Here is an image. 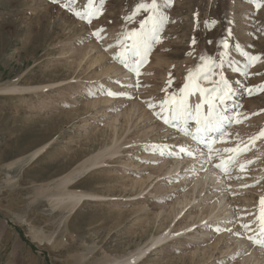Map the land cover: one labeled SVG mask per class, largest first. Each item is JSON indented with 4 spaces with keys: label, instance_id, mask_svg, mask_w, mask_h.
Returning a JSON list of instances; mask_svg holds the SVG:
<instances>
[{
    "label": "rangeland",
    "instance_id": "374dc122",
    "mask_svg": "<svg viewBox=\"0 0 264 264\" xmlns=\"http://www.w3.org/2000/svg\"><path fill=\"white\" fill-rule=\"evenodd\" d=\"M197 75L232 105L208 156L178 136L197 131L177 104ZM251 125L264 129V0H0V264H264V153L237 144Z\"/></svg>",
    "mask_w": 264,
    "mask_h": 264
},
{
    "label": "bare ground",
    "instance_id": "6f19581e",
    "mask_svg": "<svg viewBox=\"0 0 264 264\" xmlns=\"http://www.w3.org/2000/svg\"><path fill=\"white\" fill-rule=\"evenodd\" d=\"M81 29V28H80ZM151 29H153V28H151ZM218 30V29H217ZM214 33V32H213ZM219 33V32H218ZM133 34V33H132ZM136 39H139V37H141V38H144V36L143 35H141L140 33H137L136 34ZM208 38H209V36H208ZM141 40V39H140ZM139 41V40H138ZM142 41V40H141ZM147 42V41H146ZM141 44H143V43H141ZM197 46V43H195L194 44V46ZM200 45V44H199ZM107 46V45H106ZM210 46L212 47L213 46V44H210ZM224 47H223V49L225 50L226 49V51L227 50H229V48L227 47L228 45L225 43L224 45H223ZM129 47H130V45H128L127 47H126V49H125V51H123L122 53H123V57H124V55L126 56V55H128V58H130L131 56H129L130 54V52L128 51V49H129ZM202 49H203V53H202V57L203 56H207V55H211V54H209V50L207 49V46H202ZM139 50L141 51V53H139L140 55H141V57L142 56H144L143 54L146 52V50H147V48H146V45L145 44H143V45H140V48H139ZM216 50V49H215ZM230 51V50H229ZM251 50H249V54H248V59L249 60H251L252 58H253V56H252V54H251ZM211 53V52H210ZM215 53V52H214ZM225 53V52H224ZM85 55V54H84ZM103 55H105V54H103ZM103 55H100V56H103ZM212 55H214V54H212ZM158 56V55H157ZM85 57V56H84ZM162 58H163V56H161ZM160 57V58H161ZM208 57V56H207ZM254 57H255V55H254ZM126 58V57H125ZM210 58V57H209ZM168 59V58H167ZM245 59V58H244ZM130 60H131V58H130ZM158 60V59H157ZM192 60V59H191ZM254 60H255V58H254ZM162 60H160L159 59V65L158 66H160L161 64H162V66H163V63H160ZM163 61H164V58H163ZM162 61V62H163ZM234 63L233 64H235V71H239V72H241V71H243L242 69L243 68H245L246 67V65H247V61L245 60V61H243V62H241V64L238 62V60H237V58L236 57H234ZM95 62V61H94ZM253 62V61H252ZM253 63H255V62H253ZM135 65H137V64H135ZM156 65V64H155ZM156 65V66H157ZM248 66V65H247ZM134 67V66H133ZM207 67V66H206ZM254 67V66H253ZM255 68V67H254ZM114 69V67L112 68V69H110L109 68V70H113ZM116 69H118L117 67H116ZM159 69V68H158ZM161 69H162V67H161ZM193 69V68H192ZM258 69V68H257ZM119 70V69H118ZM199 70V69H198ZM256 70V69H255ZM114 71H116V70H114ZM159 71V70H158ZM200 71V70H199ZM202 71H205V70H202ZM123 72V71H122ZM201 72V71H200ZM244 72V71H243ZM193 73V72H192ZM253 73H256V72H253ZM200 74V73H199ZM198 74V75H199ZM198 75L195 77V76H193V78H187L186 80L188 81H186L187 82V86L185 87V89H184V91H183V94H182V99H180V102H177V104H179L180 103V111H179V113H180V118L182 119V121H185L184 119V117L186 116H183L184 115V112H182L183 110H185L186 108H185V105H184V103L185 102H183V101H185V99L186 98H188V101H189V103H191V105H193L194 106V120H195V123H196V125H195V127L194 128H197V131L195 132V133H193L192 135H187L185 132H184V130L183 131H180V132H178V136H180V135H182V139H184V141H181L180 142V145H181V143L183 144L182 146L184 147V149H186V150H194V149H192L191 147L193 146V147H195L196 148V146H198V148L199 147H201L200 149H197V150H201V151H203L204 149V151L205 152H203L204 153V155L206 154V156H208V153L209 152H211V151H209V147H211L210 145H211V143H212V141L214 140V142L216 141L215 140V137H216V135L222 130V129H224V126H225V123L227 122V120L229 119V114H228V108H226V107H232V105L231 104H229V105H225V103H224V99L223 100H218V98H215L213 95V93H210L209 92V87L207 86L208 85V83L205 81V82H201V81H199V79H198ZM125 80V79H124ZM129 80V79H128ZM193 84V89H190L189 87L191 86ZM7 90H9V91H14L15 90V88L13 87V88H10V89H7ZM165 95V94H164ZM163 95V96H164ZM103 100V99H102ZM174 100V99H173ZM107 101V100H106ZM108 101H111L110 99L108 100ZM187 101V100H186ZM209 101H211V102H209ZM250 101V100H249ZM252 101V100H251ZM250 101V102H251ZM248 102V101H247ZM255 101H253V103H254ZM186 104V103H185ZM190 105V104H189ZM231 105V106H230ZM252 104H250V106H251ZM256 105V104H255ZM187 106V105H186ZM259 106V105H258ZM261 107H263V105L261 106ZM251 108L252 109H256V108H253V106H251ZM258 109V108H257ZM131 111V110H130ZM255 111V110H254ZM146 112V111H145ZM145 112H144V116H146L147 114H145ZM257 112V111H256ZM130 114V113H129ZM226 114V115H225ZM250 114V113H249ZM251 114H253V113H251ZM255 114V113H254ZM257 114V113H256ZM142 115V116H143ZM131 116V115H130ZM179 116V115H178ZM248 116V115H247ZM187 117V116H186ZM254 117V116H253ZM184 118V119H183ZM251 118V117H250ZM248 119H249V117H248ZM262 119V118H261ZM259 121V120H258ZM257 121V122H258ZM210 123V124H209ZM254 123H256V122H254ZM260 123H261V121H260ZM205 125V126H204ZM259 125H262V124H259ZM249 127V126H248ZM259 127H261V126H258V128ZM207 128H210V130H206ZM251 129H249L250 131L249 132H246L247 134H248V136L246 137V133H244L242 136H238V138L239 139H241V141H238V149L240 148V151H238V153H240V154H244V153H246L247 151H252L251 153V155L249 156V157H252V156H259V154L260 153H264V143H262V142H260V141H258V137L259 136H263L264 135V129L261 131V132H259V134H255L254 133V135H251V133L253 132V130H255L257 127H256V125L255 126H252L251 125V127H250ZM191 130H193V129H191ZM242 130H244V129H242ZM246 130V129H245ZM258 130V129H257ZM193 132V131H192ZM241 132H243V131H241ZM239 133V132H238ZM250 134V135H249ZM165 135V134H164ZM176 136V135H175ZM196 136H197V138H196ZM164 137V136H163ZM192 137V138H191ZM168 138V137H167ZM196 138V139H195ZM238 138H236V139H238ZM205 139H210V140H206L207 142H204L205 141ZM238 139V140H239ZM178 140H179V138H178ZM187 141L189 142V143H195V144H189V143H187ZM192 141V142H191ZM237 142V141H236ZM162 143V142H161ZM177 143H179L178 141H177ZM215 144H216V142H215ZM179 146V145H178ZM237 146V145H236ZM180 147V146H179ZM236 149V148H235ZM171 150V149H170ZM180 151V150H179ZM237 152V151H236ZM203 153H201V154H203ZM238 153H236L237 155H238ZM231 154V153H230ZM224 156V155H223ZM245 156V155H244ZM229 157H230V155H229ZM235 157H239V156H235ZM235 157H234V159H235ZM243 157V156H242ZM241 157V158H242ZM248 157V158H249ZM240 158V160H239V162L240 161H242V163L244 162V160L247 158H245V157H243L242 159ZM195 159H193L192 158V160H188L189 162L186 164V166H189V165H191L192 163H193V161H194ZM247 160V159H246ZM252 160H254V158H252ZM176 161V160H175ZM212 161V160H211ZM226 162H228V161H226ZM100 163H102L101 161H99V160H95V163H93V164H91V165H89V167H87V169H91V167L93 168V167H96L97 168V166L98 165H100ZM224 163V162H223ZM225 164V163H224ZM244 164V163H243ZM201 165H203V164H201ZM207 165H210V164H206V166ZM223 165V164H222ZM171 166H174V165H171ZM225 165H223V167H224ZM180 167V162L179 163H177L175 166H174V168L173 169H170L168 172L169 173H171V171H176L178 168ZM226 168V167H225ZM225 168H223V170L225 169ZM86 169V170H87ZM94 169V168H93ZM163 170V169H162ZM203 170V169H202ZM263 171H260V173H263L264 174V169H262ZM205 171V170H204ZM219 171V170H218ZM221 171V170H220ZM216 172V171H215ZM196 175V174H195ZM201 175H202V177H201ZM217 177L216 175H215V173L214 172H211V170L210 169H206V171L203 173V174H200V177H199V179H204L203 181H205L206 183L207 182H209L208 180H213V177ZM216 180V179H215ZM214 180V181H215ZM71 181V180H70ZM244 181H246V180H244ZM145 180L144 181H142L140 184L142 185V184H145ZM204 182V183H205ZM216 183H219V181L217 180V182L215 181L214 182V184H216ZM204 186V185H203ZM263 187V190L262 189H259V190H255V191H258L259 192V194H260V197H262V196H264V186H262ZM220 188V187H219ZM244 188H245V186H244ZM228 192V191H227ZM252 199L254 198L253 196L251 197ZM218 199V198H217ZM216 199V200H217ZM225 198L224 197H222V198H220V199H218L217 201H216V205L218 204V203H222V201L224 200ZM261 199V198H260ZM72 200V199H71ZM181 202V201H180ZM224 202H225V200H224ZM260 202L258 201L257 202V204H259ZM183 204V203H182ZM181 204V205H182ZM185 204V203H184ZM228 204V203H227ZM261 204V205H260ZM259 205H260V208H261V206L263 207L264 206V201L262 202V203H260ZM216 205H214V206H216ZM225 205V204H224ZM76 206V205H75ZM75 206L74 207H72V208H70L69 209V212H73V210L75 209ZM219 206V205H218ZM218 206H216V207H214V209L216 210V208L218 207ZM240 206V205H239ZM220 207V206H219ZM226 207V206H225ZM183 209V208H182ZM178 210V209H177ZM217 211V210H216ZM224 211V210H223ZM228 211H229V209L228 208H225V213H228ZM204 212V211H203ZM214 212V211H213ZM205 213V212H204ZM204 213H202V214H204ZM211 213V212H210ZM230 213V212H229ZM226 214L224 217H225V220H226V218L230 215V214ZM223 214V213H222ZM178 215V214H177ZM209 215V214H208ZM224 215V214H223ZM216 216H217V214H216ZM218 216H220V215H218ZM261 216H262V213H261ZM205 217H206V215H205ZM205 217H203L204 218V220H205ZM223 216H222V218H224ZM263 217H264V213H263ZM222 220H224V219H222ZM221 220V221H222ZM264 220V219H263ZM224 222V221H223ZM168 232V231H167ZM252 232L254 233V236L256 237V239H258V237H260V239L261 240H264V221H262L261 222V228H260V231H258V227H256V228H254L253 230H252ZM256 234V235H255ZM168 236H169V234H168ZM168 236L167 235H162L161 234V236L160 237H158L157 238V240L155 239L154 240V244H159L160 242H163V241H166L167 239H168ZM259 239V240H260ZM252 249V248H251ZM246 250H248V249H246ZM254 250H256V249H254ZM264 252V251H263ZM143 253H144V251H141L140 253H139V255L136 257L135 255H133V256H131V257H129L128 259H126L125 261H121V262H117V263H115V264H135L136 262H137V260H139L142 256H143ZM250 254H251V252H249ZM253 254V253H252ZM255 255H256V253H255ZM248 258V257H247ZM257 259V257L255 258V259H253V261L254 260H256ZM245 260H247V259H245ZM258 262V261H257ZM256 262V263H257ZM254 263V262H253ZM264 263V262H263Z\"/></svg>",
    "mask_w": 264,
    "mask_h": 264
},
{
    "label": "snow or ice",
    "instance_id": "6c2138e0",
    "mask_svg": "<svg viewBox=\"0 0 264 264\" xmlns=\"http://www.w3.org/2000/svg\"><path fill=\"white\" fill-rule=\"evenodd\" d=\"M209 102H211V101H209Z\"/></svg>",
    "mask_w": 264,
    "mask_h": 264
}]
</instances>
